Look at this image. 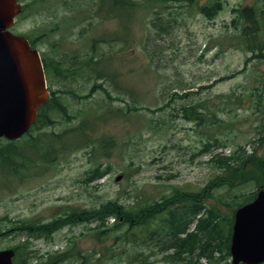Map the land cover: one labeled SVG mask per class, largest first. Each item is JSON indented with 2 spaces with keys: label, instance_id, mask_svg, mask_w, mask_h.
<instances>
[{
  "label": "rangeland",
  "instance_id": "1",
  "mask_svg": "<svg viewBox=\"0 0 264 264\" xmlns=\"http://www.w3.org/2000/svg\"><path fill=\"white\" fill-rule=\"evenodd\" d=\"M26 1L29 7L13 30L31 35L40 52L55 60L59 71L47 83L65 110L51 109L47 126H36L16 141L25 147L40 136L53 138L52 162L22 177L0 170V249L24 243L28 254L16 256L17 264L65 251L74 255L61 264H181L160 260V253L148 257L153 246L143 244L141 234H128L127 224L108 231L99 227L100 219L80 221L48 235L26 225L98 209L110 200L139 215L140 208L198 191L215 177L217 186L206 201L228 217L243 195L264 187L261 180L219 184L231 179L210 160L215 153L230 156L239 145L264 155V49L254 54L235 44L242 24L235 9L250 6L264 12V0H222L213 18L200 11L211 0H135L137 6L126 16L118 10V18L108 12L107 2L100 12V0ZM153 20L174 24L163 31ZM90 57L103 59L94 64L97 70L83 64ZM76 62L80 68L70 76ZM195 102L198 120L182 112V106ZM92 124L94 140L86 144L83 129ZM106 137L114 144L101 155ZM45 139L43 152H48ZM63 141L67 148L60 150ZM208 144L211 150L205 151ZM36 154L27 148L22 156ZM101 161L110 173L88 180L89 170ZM114 218L107 216L106 225ZM190 228L195 230L193 224ZM222 248L199 264H231Z\"/></svg>",
  "mask_w": 264,
  "mask_h": 264
},
{
  "label": "trees",
  "instance_id": "2",
  "mask_svg": "<svg viewBox=\"0 0 264 264\" xmlns=\"http://www.w3.org/2000/svg\"><path fill=\"white\" fill-rule=\"evenodd\" d=\"M192 0H190L191 2ZM108 5V12L118 18L122 17L118 10H121L124 16L128 15L136 6L135 0H100L99 11H104V5ZM222 0H211L209 3L200 6V11L206 14L209 18H213L223 8ZM38 3L37 0L32 1L31 4ZM26 7H29L26 6ZM25 8V6H24ZM113 8V10H112ZM161 12V11H159ZM237 18L241 20V26L237 27V34L235 44L239 47H244L248 51L257 54L264 49V12L256 10L250 6L238 7L235 9ZM236 19V20H238ZM173 21L168 20L166 22L152 21L155 27L160 30H170V25ZM174 24V22H173ZM236 25V22H235ZM264 53V51L262 52ZM253 54V55H254ZM43 55V60L47 74L50 77L53 74H57L59 71L56 66L55 60ZM103 59H95L90 57L86 59L83 64L89 70H97L99 67H95L94 64L100 63ZM61 62V61H59ZM72 74L76 75L80 63L76 62L72 66ZM69 69V68H68ZM56 76V75H55ZM177 87V86H176ZM192 87V85H190ZM197 102L187 106H182V112H185V116L189 119L198 120ZM59 107L60 111L65 110L64 104L59 101L53 90L51 96L47 102L39 109L38 119L36 126L47 125V118L51 109ZM94 125L91 129L84 128V142L86 144L93 143L94 138L92 135ZM262 140H264V135ZM82 141V140H81ZM36 143V142H35ZM105 150L101 155H107L110 153L108 150L114 144L113 139L110 137L103 138L101 140ZM81 143H74V146H78ZM210 144L207 145L205 151H210ZM18 148H22L15 141H9L0 149V161L3 160L10 166V176L22 177L25 173H30L31 168H38L44 163H50L55 156L50 154L51 150H56L54 140L50 137V143L46 146L49 149L48 152H43V148L38 147L41 152V157L34 156L25 159L22 153H19ZM67 148L65 141H63L60 150ZM210 160H213L218 166L223 168L225 179H231V181L221 180L219 184H227L229 187L234 185L235 180L245 182L247 180H255L257 183L261 180L264 183V155L255 156L252 153H247L241 145L238 146L236 151L228 155H219V153L212 155ZM1 161L2 165L5 164ZM104 162H98L94 168L89 170L87 179L90 181L97 180L104 175L110 173V167L103 166ZM233 164L237 166L233 167ZM218 178L209 181L205 187L198 191H183L180 194H174L170 198H165V202L157 201L153 202L145 207L140 208L139 215L126 209L124 205L117 201H108L106 204L101 205L98 209H85L81 212H68L65 215L58 216L54 221L43 224H35L30 222L26 225V228L30 231H35L39 235H48L54 230H57L65 225L76 224L80 221H92L101 220L99 227L105 228V230L111 231L119 228L122 224H127L128 234L142 235L143 244L150 243L153 248L148 251V257L153 255H162L160 260L169 262H180L181 264H199L200 259L205 258L211 260L215 257L217 252L223 250L222 246L226 250V253L230 255V242L232 235V224L234 221V212L228 217L222 216L214 207H211L206 201L211 198L212 189L217 186L216 182ZM257 190L250 194L243 195V201L236 203L235 207H239L251 200L256 196ZM238 195H234L227 200V204L231 205L232 201ZM165 215H164V214ZM116 215V222L112 225L105 224V218L109 215ZM230 216V217H229ZM161 218L160 222L156 223L157 218ZM196 221V231H189L190 224ZM224 223V224H223ZM157 226L156 229H150L152 226ZM16 248V256L21 259V256L26 253L24 243ZM74 253L69 254V251L62 253H55L50 257L41 258L33 264H61V262L67 259ZM196 255V258H195ZM140 257V254L138 255ZM34 256H31V258ZM17 261V258H16ZM23 261V260H22ZM151 262L156 263V260ZM24 264H27L24 262ZM244 264V263H240Z\"/></svg>",
  "mask_w": 264,
  "mask_h": 264
},
{
  "label": "water",
  "instance_id": "3",
  "mask_svg": "<svg viewBox=\"0 0 264 264\" xmlns=\"http://www.w3.org/2000/svg\"><path fill=\"white\" fill-rule=\"evenodd\" d=\"M17 1L0 0V136L9 138L28 129L48 97L38 50L9 30L21 8ZM230 251L235 264L264 262V189L236 210ZM13 255L0 251V264H13Z\"/></svg>",
  "mask_w": 264,
  "mask_h": 264
}]
</instances>
